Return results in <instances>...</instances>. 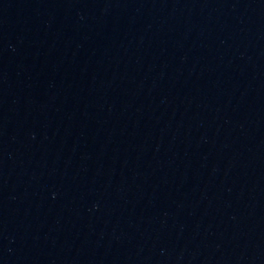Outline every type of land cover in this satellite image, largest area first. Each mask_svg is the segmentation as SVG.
Wrapping results in <instances>:
<instances>
[{
  "label": "water",
  "instance_id": "water-1",
  "mask_svg": "<svg viewBox=\"0 0 264 264\" xmlns=\"http://www.w3.org/2000/svg\"><path fill=\"white\" fill-rule=\"evenodd\" d=\"M0 264H264V0H0Z\"/></svg>",
  "mask_w": 264,
  "mask_h": 264
}]
</instances>
